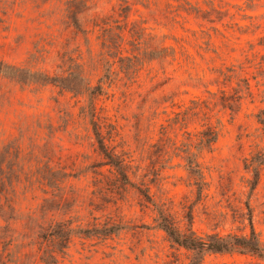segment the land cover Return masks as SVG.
Wrapping results in <instances>:
<instances>
[{
	"label": "rangeland",
	"instance_id": "rangeland-1",
	"mask_svg": "<svg viewBox=\"0 0 264 264\" xmlns=\"http://www.w3.org/2000/svg\"><path fill=\"white\" fill-rule=\"evenodd\" d=\"M65 1L0 0V59L94 87L104 73L103 29L123 32V52L137 54L140 68L128 78L114 62L119 73L102 83L95 110L106 144L129 164L130 182L104 164L82 87L0 76V157L38 169L41 179L48 170L71 173L53 194L36 175L9 193L2 213L12 218L0 216L4 264H52L39 259L32 238L51 220L71 229L57 264H264L244 250L183 248L156 220L158 205L198 233L246 234L252 225L264 239V0H84L82 30ZM128 30L143 32L145 42L130 43ZM162 46L174 53L153 58L152 47ZM61 55L83 64L68 75ZM192 100L202 106L181 119ZM208 126L219 128L217 139L198 151V131ZM190 153L208 182L201 192L187 168ZM146 185L151 201L138 189ZM110 225L118 228L108 232Z\"/></svg>",
	"mask_w": 264,
	"mask_h": 264
},
{
	"label": "trees",
	"instance_id": "trees-1",
	"mask_svg": "<svg viewBox=\"0 0 264 264\" xmlns=\"http://www.w3.org/2000/svg\"><path fill=\"white\" fill-rule=\"evenodd\" d=\"M84 0H67L65 3L67 16L70 17L72 25L78 29L82 30V28L78 25V17L77 12L79 10L77 5L84 4ZM93 24H97L94 22ZM129 35L132 36L130 43L139 44L140 42H145V37L143 32L138 33L137 30L130 31L128 30ZM102 47H105L104 51H100L98 60H102L104 73L102 76L98 78V82L92 87L89 82L91 80H87L85 82L86 86H81L79 81H75L74 83H64V77L60 75H49L47 72H43L41 70H32L30 68H23L21 66H14L7 63H4L0 59V76L9 77L19 81L20 83H41V85H45L47 83L59 84L63 88L74 90L76 93L83 91L86 92L88 96V102L86 104L87 111L85 114L89 115L90 123L92 125L93 132L96 135L97 139V147L99 152L102 154L103 158H105L104 164H109L114 168V170L120 175L121 179L124 182H130L129 176L127 173V168L129 167L128 163L125 161L124 157H121L120 154L113 151L111 147L106 144L105 137L101 134V124L99 121L100 116L96 114L95 110V102H96V94L100 92L103 82H113V74L117 73L116 70L113 69L114 62L118 61L119 70H122L127 77L136 76L140 66H135L139 59L137 54H128L123 52V41L125 39V35L123 32H111L109 28H104L102 33ZM118 39V40H117ZM88 43V42H87ZM111 48L114 50L111 51ZM167 46H162L160 48L152 47L150 54L154 56L153 58L164 57L168 54ZM89 52H91L90 47L88 48ZM171 51L173 49L168 48ZM174 53V50H173ZM80 58L83 59L82 55H79ZM109 57H113L110 61ZM117 57V59L115 58ZM62 62H67V68L64 71H67L68 75H73V70L78 68L80 64L77 61V57L67 56L64 57L61 55ZM63 66V64H62ZM72 68V69H71ZM119 73V72H118ZM117 73V75H118ZM74 77V76H72ZM244 81L245 89L249 95H251V86L247 77L241 78ZM109 83V84H110ZM82 87V88H81ZM241 97V95H238ZM192 105L189 106L185 111H183V115L181 119L186 117L187 110L191 111V113H195L197 108L202 106L201 100H192ZM223 106H227V108L231 109L232 104L230 102H226ZM177 112L176 114H178ZM177 118V116H176ZM258 121L264 123V117H258ZM219 133V128L217 126H208L198 131L197 135V147L198 151L201 150L202 147H210L217 139ZM16 154H19V149H17ZM259 154H261V159L264 161V151L259 150ZM198 153H190L187 158L188 162V170L194 176V183L197 185V191L201 192L203 187L208 185L207 180L205 179V173L201 168L202 165L200 161L197 159ZM6 159L4 156L0 157V216L4 219L12 218V215H3L2 209L6 204H12V198L8 197L9 193L13 194L15 190V185L19 182H23V188L27 185L30 186L32 184L33 177L36 175L35 180L38 181L39 184H45L50 187V193L53 194V189H60V184L65 182L66 178L71 175L66 171L61 170H48L47 176H42V179L39 176L38 169L29 168L27 171L23 170V164L19 166V162L10 161L5 162ZM262 160L260 161L263 162ZM249 163H246L248 165ZM58 171V172H57ZM24 174V178L20 180V174ZM258 174L257 170L254 171L253 185L252 188L258 182ZM145 183V182H142ZM138 189L142 192L144 197L151 201V195L148 192L149 185H146L143 188ZM48 190H43V192H47ZM9 201V202H8ZM9 203V204H8ZM154 203V202H153ZM13 206V205H12ZM157 210V225L164 230V232L178 245L183 246L186 249H193L195 251H231V250H244L251 252L255 255L264 257V239L259 235L258 232L254 230V227L251 225V229L249 233H237V232H227L220 233L218 231L210 232V233H198L196 230L192 228V224L189 223L187 227H182L178 224L173 217L165 212V210L156 205ZM118 225H110L106 228L108 232L117 229ZM38 229L35 231L33 235L34 242L37 243V250L41 251L39 259L44 261L45 263L51 262L52 264L58 263V254L62 252V247L66 246L69 237H70V228L66 226L65 222H57L51 220L45 226H37ZM81 231V230H79ZM67 242V243H64ZM64 243V244H63ZM4 255L0 252V264L5 263Z\"/></svg>",
	"mask_w": 264,
	"mask_h": 264
}]
</instances>
